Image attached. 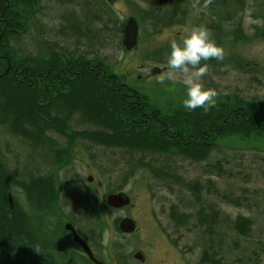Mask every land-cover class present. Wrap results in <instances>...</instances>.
Instances as JSON below:
<instances>
[{
    "label": "trees",
    "instance_id": "16d2710c",
    "mask_svg": "<svg viewBox=\"0 0 264 264\" xmlns=\"http://www.w3.org/2000/svg\"><path fill=\"white\" fill-rule=\"evenodd\" d=\"M47 1L66 6V13L56 17L58 27L62 34L84 40L83 49H66L41 35L29 39L32 30L43 32L39 16ZM126 1L139 6L141 24L146 22L156 30L184 25L195 13L192 0ZM243 1L214 0L208 9L196 13L202 23L197 26L209 29L219 46V40L232 38L233 32L227 31L230 15L217 18L218 10L228 2L240 7ZM112 16L104 0H0V128L34 153L44 149V158L56 168L52 174L31 172L21 182L23 186H19L20 179H25L18 175L21 168L8 164L0 155V264H31V254L21 244V238L29 241L37 227L40 235L45 234L60 197L57 171L66 167L76 141L116 153L118 158L107 159V163L124 165L126 176L139 171L147 174L152 184L159 183L172 191L178 197V205L168 207L171 229L185 228L192 218L193 227L202 228L204 232L200 233L214 240L217 248L231 233L232 238L252 239L249 218L234 217L222 228L224 220L219 207L207 206L208 197L200 194L212 180L179 173L178 164L199 165L207 162L214 151L226 152L227 147L218 144L226 136L264 133V97L217 96L216 107L207 114L201 108L189 112L183 104L161 113L123 83L113 64L103 60L106 56L101 49L108 42H114L115 48L121 50L122 25ZM205 63L209 68L219 64L215 59ZM84 149L89 151L90 147ZM88 155L100 162L97 156ZM261 161L264 164L263 158ZM218 167L214 166L215 172ZM214 170L210 167L209 171L215 174ZM260 171L244 169L238 176L246 185L253 186L251 195L258 201L264 220V168L258 178ZM257 181L260 183L255 186ZM17 192L27 204L22 213L14 197ZM109 193H117V189ZM217 196L224 198L227 207L239 206L233 194ZM78 197L88 210L94 204L90 212L95 214L97 198L93 192L85 189ZM201 203L203 207H198ZM252 209L250 205L247 208ZM252 244V248L243 249V259L263 264L264 239L255 237ZM211 253L213 259H202L219 264L217 251L211 248Z\"/></svg>",
    "mask_w": 264,
    "mask_h": 264
},
{
    "label": "rangeland",
    "instance_id": "374dc122",
    "mask_svg": "<svg viewBox=\"0 0 264 264\" xmlns=\"http://www.w3.org/2000/svg\"><path fill=\"white\" fill-rule=\"evenodd\" d=\"M107 4L114 16L113 19L120 20L123 26L126 19L133 18L137 23L138 32L136 45L129 51H124L122 46L119 51L115 48L114 42H108L101 49L106 56L103 60L113 64L115 73L122 77L123 83L140 93L152 108L165 113L182 105L186 93L185 86L180 82L171 81L160 84L158 78L167 71L166 58L170 53V42L172 40L180 42L186 35L184 32L186 26L202 24L198 15L193 13L184 25L156 30L146 22L145 24L139 22L137 4H128L126 0H112ZM45 7L39 16L44 26L43 32L39 34L37 30H32L29 39L39 35L49 37L54 45L59 44L71 50L85 46L84 40L60 32L56 17L66 13L63 12L66 6L47 1ZM217 13V18H221L223 14L230 15L227 31H232L233 37L219 40V46L225 51V58L222 62L216 60L219 64L209 68V74L203 77L201 82L205 88L215 89L219 98L224 95H238L242 98L264 97V34L262 33L264 32V0H244L240 7L228 2ZM44 28L48 31L45 32ZM218 144L227 147V151H222L221 154L218 150L214 151L207 162L199 165L179 163L178 172L195 176L193 178L212 180L213 183L210 186L205 185L200 192L205 194V198L208 197L206 205L219 207V214L224 220L223 229H225L224 224L234 217L249 218L252 239L241 236L232 238L231 233L230 238L223 239L226 241H223V245L220 243L217 248L214 240L211 241L204 236L205 233H200V231L204 232L202 228L193 227L192 218L185 228L171 229V222L167 217L168 207L178 205L176 203L178 197L165 186L159 183L152 184L151 178L145 173L137 171L126 176L127 168L124 165L114 166L115 162L107 163V159L118 158L116 153L97 149L99 147L84 144V141H76L66 167L57 171L56 183L60 188L61 203L73 207V201L78 195H82L85 189L92 191L97 198V208L94 215L86 210L87 214L83 222L87 223V228L97 229L100 232L99 242H102L105 248L110 243L118 244L125 255L131 250L132 254L139 251L155 261L198 264L201 260L203 264H210V259L203 260L202 257L213 259L212 248L217 251V257H220L219 264H252L243 259V249L250 246L252 248L255 237L264 239V220L260 216L262 209L259 208L258 201L251 195L253 186L246 185L238 174H242L244 169L261 170L257 173V177H262L264 133L248 137L230 135L221 138ZM88 147L90 150L86 151L84 148ZM256 150L261 152H255ZM44 152V149H37L34 153L0 128L2 156L0 157L8 164L18 165L21 168L18 169L20 177L25 178L31 172L42 175L49 172L52 174L56 168H52L47 162ZM88 154L97 156L100 162L93 160ZM216 165L219 166L216 168L217 172L214 170ZM210 167L215 174L209 171ZM216 175L219 178H215ZM232 178L237 181V187H234L236 181ZM22 181H26V178L20 179L19 186H23ZM259 183L260 181H257L254 185L257 186ZM114 189H117V193L109 194H119L126 201L118 208L108 207L104 202L108 192ZM219 193L233 194V200L238 202L239 206L227 207L223 202L224 198L217 196ZM183 194L189 196L187 193ZM14 197L18 204L21 201L23 203L24 198L21 193L17 192ZM261 202L260 200L259 203ZM8 205L10 206L9 201ZM249 205L254 209L248 211ZM198 207H203L202 203ZM190 215L193 216L191 212ZM123 219H128L131 223L126 235H122L119 230ZM140 236L142 239H139Z\"/></svg>",
    "mask_w": 264,
    "mask_h": 264
},
{
    "label": "flooded vegetation",
    "instance_id": "af4514ba",
    "mask_svg": "<svg viewBox=\"0 0 264 264\" xmlns=\"http://www.w3.org/2000/svg\"><path fill=\"white\" fill-rule=\"evenodd\" d=\"M78 198L73 201V207H68L61 203L60 196L45 234L40 235V228L37 227L29 241L21 238V244L24 243L26 251L31 254V264H182L180 261L167 263L162 260H151L145 253L139 251L132 254L130 250L125 255L118 244L110 243L105 248L103 243L99 242L100 232L87 228V223L83 222L87 211L92 214L90 211L95 205H89L91 210H88ZM23 203L21 201L19 204L20 213L27 208L26 202ZM119 230L121 231L120 226ZM121 233L126 235L122 231ZM74 237L85 245L90 256ZM139 239H142V236Z\"/></svg>",
    "mask_w": 264,
    "mask_h": 264
},
{
    "label": "clouds",
    "instance_id": "9594fccd",
    "mask_svg": "<svg viewBox=\"0 0 264 264\" xmlns=\"http://www.w3.org/2000/svg\"><path fill=\"white\" fill-rule=\"evenodd\" d=\"M214 0H192L191 8L195 13L208 9ZM186 35L180 42H170V53L166 58V69L158 78V83L165 81L180 82L185 86L183 107L191 112L197 108L207 114L216 107L218 92L212 88H205L201 82L209 74V60L223 61L225 51L211 38L212 34L204 25L186 26Z\"/></svg>",
    "mask_w": 264,
    "mask_h": 264
},
{
    "label": "water",
    "instance_id": "95a60500",
    "mask_svg": "<svg viewBox=\"0 0 264 264\" xmlns=\"http://www.w3.org/2000/svg\"><path fill=\"white\" fill-rule=\"evenodd\" d=\"M106 2H111L112 0H104ZM137 32H138V26L136 21L133 18L126 19L125 23L120 29L121 34V46L124 51H129L132 48L135 47L137 42ZM104 202L108 207L111 208H118L122 206L126 201L122 198L119 194H108L104 198ZM130 220L123 219L120 222V229L123 233H127L130 229ZM75 241L79 243V245L82 247V249L85 251V253L90 256V253L88 249L85 247V245L80 242L76 237H74Z\"/></svg>",
    "mask_w": 264,
    "mask_h": 264
}]
</instances>
